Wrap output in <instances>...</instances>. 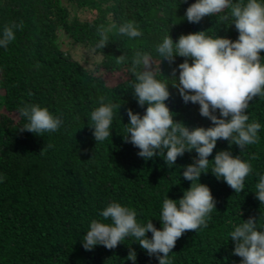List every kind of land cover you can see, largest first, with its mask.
<instances>
[{"label":"trees","instance_id":"16d2710c","mask_svg":"<svg viewBox=\"0 0 264 264\" xmlns=\"http://www.w3.org/2000/svg\"><path fill=\"white\" fill-rule=\"evenodd\" d=\"M192 2L0 0V29L19 25L13 29L14 39L0 47V264H133L126 257L130 249L136 252L134 264H158L132 237L112 249L95 245L90 250L81 239L89 222L101 219L100 210L111 201L133 208L138 222L152 219L161 227L163 199L179 198L191 183L181 172L192 162L194 150H186L169 168L162 157H139L123 133L126 109L143 114L147 106L137 104L131 89L136 51L150 55L157 79L174 83L176 78L169 74L184 57L176 56L171 64L161 59L155 48L165 35L175 40L205 30L206 35L237 37L228 7L197 23L184 19ZM125 22H132L141 35L119 34L116 29ZM101 27L110 31L106 45L97 49ZM80 46L90 52L84 60L73 51ZM134 70L142 69L137 65ZM168 88L166 103L178 123L210 126L198 104L182 102L171 83ZM101 98L116 107L109 137L96 142L87 116ZM33 103L62 118L55 132L19 130L26 121L18 109ZM245 111L247 122L261 125L256 143L240 150L218 139L209 155L211 159L216 151L228 149L249 161L244 188L237 193L211 170L201 174L200 182L210 187L216 208L204 226L177 238L169 264H239L241 258L231 252L230 231L249 216L256 218L257 229L264 226V203L254 194L258 175L264 173V95L253 97Z\"/></svg>","mask_w":264,"mask_h":264},{"label":"clouds","instance_id":"9594fccd","mask_svg":"<svg viewBox=\"0 0 264 264\" xmlns=\"http://www.w3.org/2000/svg\"><path fill=\"white\" fill-rule=\"evenodd\" d=\"M226 7L230 9V25H234L238 32L235 39L217 34L206 35L205 30H199L180 34L175 40L170 34L165 35L156 45L155 51L170 64L176 56L184 57L169 74L176 78L174 83L156 78L148 53L136 51L131 61V73L135 77L131 83L133 95L138 105L147 106L143 114L126 109L128 120L123 139L138 149L139 157L145 160L162 157L169 168L186 150H194L196 155L192 162L185 165L181 172L183 179L191 182L189 187L179 198L167 195L163 199L158 217L159 228L152 219L138 222L133 208L117 201L109 202L99 212L101 219L89 222L81 239L86 250L95 245L112 249L124 242L126 237H132L147 255L157 258L158 264H169L168 254L177 238L186 230L204 226L206 217L216 208L210 187L200 182L201 174L211 170L234 192L243 190L244 178L251 171L250 162L233 155L228 149L216 151L211 159L209 155L218 139L226 140L229 146L235 144L240 150L258 139L261 125L256 121L247 122L245 110L253 97L264 95V62L261 60V50H264V0H236L235 3L232 0H193L183 17L188 22L197 23L205 15L212 16ZM18 27V24H12L0 29V47H5L14 39L13 29ZM116 30L130 38L141 35L132 22L122 23ZM108 31L110 29L102 27L97 29L99 38L95 48L106 45ZM137 65L142 69L139 72L134 70ZM169 83L177 89L182 102L199 105V114L209 119L210 126L189 127L173 118L174 112L166 103L170 95ZM115 107L101 98L99 106L87 116L96 142L109 137ZM18 112L26 121L19 127L20 131L40 135L55 132L63 123L59 115L34 103L24 105ZM254 187L256 199L260 204L264 203V173L258 175ZM149 232L151 235H146ZM229 238L234 244L232 254L241 258L239 264H264V226L257 229L255 217L249 216L235 225ZM126 257L134 264L135 250L130 249Z\"/></svg>","mask_w":264,"mask_h":264},{"label":"rangeland","instance_id":"374dc122","mask_svg":"<svg viewBox=\"0 0 264 264\" xmlns=\"http://www.w3.org/2000/svg\"><path fill=\"white\" fill-rule=\"evenodd\" d=\"M74 54L77 58H80L82 60H84V57H88V55L90 56V52L88 51V48L86 47H76L73 49Z\"/></svg>","mask_w":264,"mask_h":264}]
</instances>
